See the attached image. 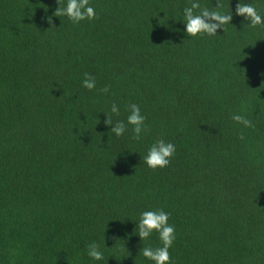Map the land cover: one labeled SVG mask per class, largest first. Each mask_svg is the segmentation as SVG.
Instances as JSON below:
<instances>
[{
    "label": "trees",
    "instance_id": "1",
    "mask_svg": "<svg viewBox=\"0 0 264 264\" xmlns=\"http://www.w3.org/2000/svg\"><path fill=\"white\" fill-rule=\"evenodd\" d=\"M192 2L90 0L98 18L73 24L56 0H0V264H154L142 249L159 235L136 225L156 209L172 264H264V26L219 0L230 24L187 37ZM243 2L264 17V0ZM133 103L148 131L116 137L106 116L127 123ZM160 139L176 153L153 170Z\"/></svg>",
    "mask_w": 264,
    "mask_h": 264
},
{
    "label": "clouds",
    "instance_id": "2",
    "mask_svg": "<svg viewBox=\"0 0 264 264\" xmlns=\"http://www.w3.org/2000/svg\"><path fill=\"white\" fill-rule=\"evenodd\" d=\"M58 7L53 12L55 17H67L73 24H78L84 20L97 19L95 9L90 6V0H66V4H62L61 0H56ZM216 10H209L207 7H202L198 0H193L190 6L183 9L184 16V31L187 37L208 36L213 37L217 35L218 29H223V26L230 24L232 20L231 11L224 13L220 9L223 8L222 3L217 0ZM235 14L243 16L245 20L250 21V27L264 26V17L261 16L258 8L251 3H244L243 0L236 4ZM51 24V17L48 18ZM82 86L88 90H92L96 86L95 77L89 73H84ZM103 93L108 92V86L101 89ZM129 115L127 116V123L122 120H117L113 123L111 117L106 116L105 125H110V131L116 137L123 136L131 126L132 139L139 140L142 133L148 131V126L145 123L146 117L141 114L140 107L137 104L128 105ZM111 112L119 116V108L113 103L111 105ZM231 119L242 124L246 128L254 127L251 120L243 115L234 114ZM243 135L240 139H243ZM176 153V146L170 142H165L160 139L157 140L147 151L144 156V163L150 169H163L170 165L172 158ZM170 214L163 209L146 210L140 214V220L136 227L138 228L137 235L140 240H147L153 232L158 233L161 241L160 247L152 248L151 246L142 249V255L153 261L154 264H172L169 249L172 247L176 239L175 226L168 223ZM87 255L93 260H102L104 258L100 247L95 242L87 245Z\"/></svg>",
    "mask_w": 264,
    "mask_h": 264
}]
</instances>
